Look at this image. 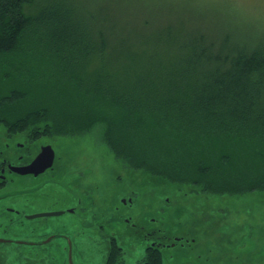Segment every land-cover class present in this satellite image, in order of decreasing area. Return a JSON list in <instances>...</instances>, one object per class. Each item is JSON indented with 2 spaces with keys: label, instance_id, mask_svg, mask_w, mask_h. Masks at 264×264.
Returning a JSON list of instances; mask_svg holds the SVG:
<instances>
[{
  "label": "trees",
  "instance_id": "obj_1",
  "mask_svg": "<svg viewBox=\"0 0 264 264\" xmlns=\"http://www.w3.org/2000/svg\"><path fill=\"white\" fill-rule=\"evenodd\" d=\"M34 3L0 0L1 75L14 82L0 88V124L11 133L75 137L103 124L129 171L202 194L264 191V37L115 22L108 33Z\"/></svg>",
  "mask_w": 264,
  "mask_h": 264
},
{
  "label": "rangeland",
  "instance_id": "obj_2",
  "mask_svg": "<svg viewBox=\"0 0 264 264\" xmlns=\"http://www.w3.org/2000/svg\"><path fill=\"white\" fill-rule=\"evenodd\" d=\"M52 6L60 10L68 8L75 22L108 33L112 29L108 24L115 22L118 27L130 30L172 25L176 29L203 30L212 35L233 31L247 33L253 39L264 37V0H35L30 9L36 12ZM1 74L0 67V88L9 91L14 82L2 78ZM38 86V97H42L44 89ZM104 130L102 124L82 136L55 139L46 136L45 139L54 144L58 157L55 169L42 175L49 189L45 209L67 210L49 220L45 235L55 232L65 242L72 243L74 264H94L99 258L100 262L96 263L104 264L112 235H117L128 254L126 264L137 262L148 245L138 232L142 231L140 225H145L139 222L138 216H155L154 223L163 229L161 235L166 237L162 241L166 244L178 241L176 235L190 239L184 247L164 250L167 264H175L179 255L181 264H201V255L220 243V230L228 232L226 239L234 241L236 237V242L245 237L242 234L250 236L251 228L247 225L240 228L242 223L254 216L264 220V191L243 195L202 194L192 186L180 187L129 171L104 143ZM8 132L11 133L0 124V134ZM12 134L16 136L13 143L26 142L20 137L25 133ZM74 208L76 212L71 213ZM72 216H77L76 224L63 222L70 221ZM146 227L152 228L153 224ZM40 230L39 226L37 232ZM257 238L264 242V236ZM150 256L157 257L152 253ZM64 259L65 254L51 252L53 264H64Z\"/></svg>",
  "mask_w": 264,
  "mask_h": 264
},
{
  "label": "flooded vegetation",
  "instance_id": "obj_3",
  "mask_svg": "<svg viewBox=\"0 0 264 264\" xmlns=\"http://www.w3.org/2000/svg\"><path fill=\"white\" fill-rule=\"evenodd\" d=\"M20 137H24L26 142L13 143L12 141L16 139L15 134L9 132L5 135L0 134V264H53L50 261L51 252L65 254L64 264H74L73 244L65 242L55 232L45 235L48 232L49 220L61 216L43 215L50 211L45 209L49 189L43 181L42 175L56 167L58 157L54 144L51 141L46 142V136L32 137V134L26 133ZM48 145L55 152L52 167L38 174H21L14 170L17 167L31 165L42 153L43 147ZM63 212L65 214L67 210H63ZM70 212H76V208ZM153 217L155 216H138L139 222L145 224L140 225L142 231L138 232L148 241V245L145 246V253L134 264H160L161 259L162 264H167L164 254L166 248L184 247L185 242H190V239L185 235H176L178 241L173 242V245L163 242L162 238L166 236L161 235L164 233L163 229L157 222L154 223ZM255 217L248 220L249 223L246 221L239 224L240 228H244L246 225L251 228L250 236L242 234L245 237L240 241L235 242L236 237L234 241L232 238L226 239L228 232L220 230V243L214 244L209 249H207L208 246L205 247L208 253L201 255V258L203 257L201 264H264V242L257 238L262 239L264 236V220ZM63 222L69 225L76 224L78 218L72 216L70 221ZM150 223L153 224V227L147 228L146 224ZM131 225L135 226V223L131 222ZM39 226L41 230L38 233ZM146 231L147 234H145ZM118 240L117 235L110 237L104 264H126L129 257ZM222 242H226V244ZM103 246L102 242V249ZM78 253L80 254L81 251L79 250ZM150 253L157 255L156 259H153ZM181 259L182 257L179 255L175 264H181ZM96 261L100 262V258ZM96 261L94 264H97Z\"/></svg>",
  "mask_w": 264,
  "mask_h": 264
},
{
  "label": "water",
  "instance_id": "obj_4",
  "mask_svg": "<svg viewBox=\"0 0 264 264\" xmlns=\"http://www.w3.org/2000/svg\"><path fill=\"white\" fill-rule=\"evenodd\" d=\"M54 158H55L54 149L50 145H48L43 147L42 153H40L36 157V159L33 161L31 165L25 167H17L14 170L21 174H28V173L38 174L52 167ZM63 213H64L63 211H55V212H48L43 215L59 216L62 215Z\"/></svg>",
  "mask_w": 264,
  "mask_h": 264
}]
</instances>
